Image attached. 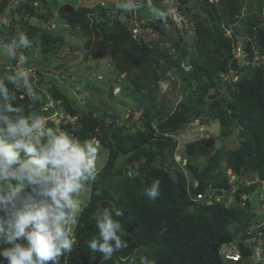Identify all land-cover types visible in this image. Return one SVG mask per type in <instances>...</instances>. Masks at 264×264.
<instances>
[{
    "label": "trees",
    "instance_id": "1",
    "mask_svg": "<svg viewBox=\"0 0 264 264\" xmlns=\"http://www.w3.org/2000/svg\"><path fill=\"white\" fill-rule=\"evenodd\" d=\"M173 2L182 14L192 19L190 28L195 34L185 40L188 45L194 43L191 44V59H186L188 54L181 46L184 40L173 42L175 40L170 33H162L159 25L156 32L161 41L165 38L175 44L180 54L178 61L170 60L167 54H158L156 49H161L158 42L133 41L129 27L117 20L111 21L104 11L99 15L102 23L95 25L92 33L94 37H100L101 44L95 49V40L89 42L86 58L89 55L100 57L110 51L117 68L116 74H126V80L134 86V93L142 92L151 82L158 85L160 73L154 67L164 76L167 70H181L179 63L185 61L192 71L182 74L181 70L178 78L186 96L176 107L159 108L146 94L148 97H144L136 109L137 122L129 126L136 115L131 111L124 125L119 126L117 121L120 116L116 113L101 114L85 107L79 109V99L75 94L72 99L69 98L67 92L70 89L60 81L51 82L45 91L44 84L39 82L42 87L32 97H28L22 88L17 90L8 84L10 92L17 97L15 106L22 107L25 115L29 112L48 115L43 106L50 100L61 101L69 114L81 117L82 129L76 137L84 140L102 134L100 139L108 151L107 163L92 183L89 199L79 215L75 229L79 243L72 253L61 258V264H101V254L88 248L85 241L99 239V230L92 217L97 208L104 210V202H107L108 209L123 213L121 217L114 218L120 220L126 233L122 239L128 244L126 249L114 253L112 259L104 264H144L145 260L148 264H224L220 255L222 246L246 234V227L255 221V216L250 215L247 208H227L224 203L209 206L196 201V198L209 185L218 188V195L231 196L232 185L229 184L230 175H227L230 169L240 176L258 174L264 178V57L258 65L254 62L257 49L264 56V18L261 15L264 0H257L256 3L252 0L249 3L245 0ZM110 25L117 29L111 27L109 30ZM230 28L233 33L228 37ZM25 34L30 41L33 40V33L26 31ZM239 37L246 40L242 50L247 53V61L243 67L235 57ZM133 42L136 44L125 48ZM163 49L162 52H165ZM44 50L43 47L40 52L44 53ZM19 52L27 57L25 64L32 68V63L28 61L32 52L25 48H20ZM48 52L45 51V60H51ZM126 55L133 60L126 59ZM45 60L43 62L47 63ZM14 63L17 64L16 59ZM134 68L140 72L132 76ZM230 69L238 79L233 82V87L224 92L220 90L223 85L216 76L223 71H232ZM4 70L6 73L2 71L0 75L10 74L8 69ZM28 70L34 76L36 73L43 75L50 72L51 67L39 65L38 69ZM29 76L34 89L38 81L33 82L34 76ZM111 88L114 89V86ZM198 118L204 120L205 125L218 121L224 137L232 134L239 125L241 131L239 146L235 150L223 149V156L221 151H216V147H205L206 139H197L185 146L184 155L190 159L186 169L190 171V178L199 182L196 187L187 179L184 169L174 161L177 142L172 136ZM109 120L112 123L110 126ZM133 127H137L136 131L130 132ZM97 129L100 132H96ZM168 157L172 161L168 162ZM223 159L227 161L225 170L220 165ZM130 166L139 172L129 175V172L133 173ZM173 169L178 174L177 182L169 175ZM155 180L161 182L160 192L156 199H152L148 190ZM245 190L238 189L236 199L240 200ZM98 191L99 195L96 194Z\"/></svg>",
    "mask_w": 264,
    "mask_h": 264
},
{
    "label": "clouds",
    "instance_id": "2",
    "mask_svg": "<svg viewBox=\"0 0 264 264\" xmlns=\"http://www.w3.org/2000/svg\"><path fill=\"white\" fill-rule=\"evenodd\" d=\"M135 23H138L137 20ZM138 26L140 27L139 23ZM164 31L168 32L165 28ZM145 41L150 44V41ZM30 43L28 36L21 31L13 37V42L3 49L4 55L17 60L18 68L10 75L0 76V264H61V258L72 253L74 246L79 243L75 229L79 215L87 202L83 205L78 197L89 187L91 193L92 183L96 181L97 174L107 160L97 171L98 149L101 147L98 140H101L102 134L99 138L84 140L76 137L77 132L82 129L81 117L69 114L61 101L50 100L45 103L43 109L49 112L48 115L33 112L25 115L22 107L15 106L17 97L14 92H10L9 83L17 90L22 88L28 97L34 95L30 70L19 67L26 63L27 57L17 53V49L26 48ZM179 64L180 68L182 66L183 69H191L184 61ZM237 79L238 76L236 81ZM74 94L77 97L76 93ZM181 100L177 98L178 103ZM62 109L69 115V120L76 119L74 125L67 122L66 126H70L69 129H65L66 126L61 129L55 125L53 116L59 114ZM198 120L200 121L199 118ZM212 123L219 124L216 120L212 121L211 125ZM111 124L110 122L108 126ZM202 125L201 132L204 134L201 139L207 141L214 137L216 143L213 147H216L218 137L210 133L212 126ZM219 126L221 129L220 124ZM96 132L100 131L97 129ZM184 153L182 156L186 155ZM184 161L185 157L175 163L190 174ZM220 165L222 169L226 168L223 163ZM129 169L132 172L136 170L133 166ZM128 174L132 175L131 172ZM227 175H231L232 179L239 177L231 169ZM256 179L264 180L254 175L248 181ZM192 182L193 180L190 183ZM160 183L159 180L151 183L148 195L152 199L159 196ZM237 187L246 188L241 196L243 202L244 193L252 192L253 195H249L251 199L246 202L258 200L262 209L257 185L248 186L245 183ZM96 194L99 195V191ZM197 199H200L198 195ZM220 201L221 198H218L216 203ZM236 208L241 209L238 206ZM251 209L252 206L248 210L249 214ZM122 215L119 210L101 211L99 208L93 213L92 218L99 230V239L86 240L85 244L93 252L101 254V264L112 259L114 253L128 247L127 242L122 239L126 234L124 228L120 220L114 218ZM252 216H255V220L264 219L259 213ZM222 257L224 262L225 258ZM238 261L251 262L247 257L241 256L232 264ZM144 264H148V261L145 260Z\"/></svg>",
    "mask_w": 264,
    "mask_h": 264
},
{
    "label": "rangeland",
    "instance_id": "3",
    "mask_svg": "<svg viewBox=\"0 0 264 264\" xmlns=\"http://www.w3.org/2000/svg\"><path fill=\"white\" fill-rule=\"evenodd\" d=\"M210 1L218 2V0ZM130 2L131 0H0V74L2 71L6 73L4 69H8L10 74L17 70L18 66L14 63L15 59H10L4 55L3 49L13 42V37H15L17 33L21 31L25 33L28 31L34 34L33 40H31L32 43L25 48L27 51L32 52L29 57L30 60H28L29 63H32V68L28 67L26 64H23L22 67L26 69H38L39 65L42 67H45V65L51 67V71L43 75L41 73H36L34 76V73H29L34 76L33 82L38 81V86L33 89L34 94L42 87L39 86V82H41L42 85L44 84L45 91L51 86V82L57 83V81H60L65 88L70 89V91L67 92L69 98L72 99L73 93H76L80 101V107L77 106L79 109L85 107L92 108L101 114L105 112L116 113L120 116L117 121V124L118 122L120 124H118L119 126L124 125V120L128 117V113L134 111L136 114L137 107L142 103L140 101L144 97H148L146 94L153 98V104L159 108L165 107L167 109L168 106H176V103H178L177 98L181 100L186 96V91H182L181 89L183 86L182 81L178 78L182 73V66L181 70L175 72L167 70L163 73L164 76L162 75V71L154 67V69L160 73L158 85L151 82L149 83L151 85L148 84L149 86L145 87L142 92H136V94L134 93V86L130 85L126 80V74L123 73L121 76L116 74L117 68L115 67L114 58L111 56L110 51H106L100 57L89 55L88 58H86V55L89 53L87 47L89 42L94 40L97 42L99 40L97 47L101 44L100 37L97 36L96 38L92 34L94 31L93 27L102 23V19L99 17L101 11L106 12L108 15L107 17H109L111 21L117 20L122 25L129 27L128 31H130L129 33L133 37H131L133 41L135 40L140 43H145V40L153 43L158 42L159 44L157 45L161 48L160 50L158 48L156 49L158 54H167L170 60L178 61L180 54L173 42L182 39L184 43H182L181 46L188 54L186 59H191L193 57L190 56V54L194 43L192 42V45L185 43V40H188V38H191L195 34L194 29L190 28L192 27V19L190 16L184 15L179 11L173 0H151V6L146 3L144 7L141 6L140 8H136L135 5ZM246 2L249 3L251 0H245V3ZM252 2L256 3L257 0H252ZM68 4H72L75 9L72 14L64 12ZM161 13H163V15H161ZM261 15L264 18V11ZM136 20L139 24H142V22L146 24V27H140L141 33L134 38L131 30L135 28L133 25ZM157 25H159V28L161 27L160 31L162 33L165 28L175 41L171 42L165 38L161 41V37L156 33L158 29ZM111 27L115 28L110 25L109 30L112 29ZM232 33L233 30L230 28V30L227 31L228 37L231 36ZM10 35L14 36L11 37ZM237 42L238 45L235 48V57L239 59L238 62L240 67H243L247 61V53L242 50L243 45L246 44V40L243 37H239ZM134 44L136 43L127 44L125 48H129V46L132 47ZM43 47L45 50L44 53H41L40 50L42 51ZM162 48H164L163 50L165 52H162ZM19 49H17V53L21 54ZM45 51L50 54L51 60H45ZM43 54L44 60L48 61L47 63H44V60H42ZM125 57L129 61L133 60L129 59L128 55ZM143 59L144 58H142V60ZM262 61L263 55L260 54L257 49L254 62L258 65ZM188 71L190 72L192 69H183L182 74L189 73ZM139 72L140 70L134 68L132 70V76ZM3 75L4 74L0 76ZM217 78L223 85V87L220 86V90L222 91L223 89L224 92H227L229 88L233 87V82L236 81L233 70L227 72L223 71L218 74V77L216 76V79ZM112 85L114 89L111 88ZM118 89L120 91H118ZM142 93L144 96H142ZM133 94L136 97H134ZM151 97L149 99H151ZM175 99L176 103L174 102ZM137 118L138 115L136 114L135 120L129 123L130 127L137 122ZM199 119L200 121L198 119L193 120V123L179 131L175 137L172 136V138L177 141L178 145L174 153V161L176 163L180 161V158L184 159V157V164L189 163L190 159L186 157V155L182 156L184 153V146L197 139H201V135L204 134L201 132V126H203L202 123L204 120L201 118ZM108 122H111V120ZM211 122L207 127L212 126L210 128V133H214L218 137L215 148L216 151H221L220 153L223 156V149L227 151L235 150L240 143L239 133L241 131V125H239L232 134L224 137L222 135V128L220 129L219 124L212 123L213 125H211ZM80 125L82 127L81 123ZM136 129L137 127H133V129H130V132H134ZM98 153L97 171L103 167L107 160L108 151L105 150L102 142L101 147L98 149ZM169 161H172L171 157H168V162ZM226 162V160L223 161L225 166ZM225 169L226 168H223V170ZM135 174H137V170L132 173V175ZM190 180L196 181L192 177ZM89 196L90 187L87 191L83 192L78 199L84 205L88 201ZM260 212H263L261 211V204L258 200H255L252 205L251 213H259L260 216H264V214ZM236 264L251 263L238 261Z\"/></svg>",
    "mask_w": 264,
    "mask_h": 264
},
{
    "label": "bare ground",
    "instance_id": "4",
    "mask_svg": "<svg viewBox=\"0 0 264 264\" xmlns=\"http://www.w3.org/2000/svg\"><path fill=\"white\" fill-rule=\"evenodd\" d=\"M205 119H206V117H204V120ZM202 124H204V123H202ZM100 135L101 134L95 135L94 138H99ZM98 141H99V146H100L102 140H98ZM184 174L187 178H190V175L188 173L184 172ZM254 175L260 176L258 174H253V175H246L243 177L248 180L250 177H252ZM231 179H232V176L230 175V177H229V184L230 185H231ZM192 183H194V186H196V187L199 186L198 181H193ZM235 184L237 186L241 187V176L240 175H239V178L237 179V181L235 182ZM215 189H217V190H215ZM238 189H239L238 187L236 189H234L232 187V195L226 198V196H224L223 194L218 195V193H216V192H218V188L210 187L207 190H205L203 193L202 192L198 193L197 195H201V196H203V198L201 197L200 199H197L196 201L205 203L206 205L210 206L212 204H215L216 201L218 200V198H221V201L219 203H224L225 207H227V208H234V207L238 206L242 210L246 209V208L249 209L253 205L254 202L253 201L243 202L242 198H240V200L236 199ZM244 194L245 195H253L252 192H245ZM263 206H264V203H263ZM261 211H263V212H260V213L264 214V207L261 209ZM263 223H264V219H257L255 221H253L248 227H246V229H245V230H247L246 234H242L241 236L238 237V240L232 241V242H234L235 245H237L239 247V250L241 252V256H243L242 245L245 249H248L250 251V256H248L247 258L250 259L251 264H264V244H261V243L255 244L254 243V245H251V246L247 245L248 240L251 238H256L257 240H259L261 237L262 238L264 237V224ZM260 224H263V227L261 228L262 229V235H259L258 232L254 233V234H248V232L251 229H255ZM256 247L260 249V255H261V259H262V261L258 262V263L253 259V256L256 255V252H255Z\"/></svg>",
    "mask_w": 264,
    "mask_h": 264
},
{
    "label": "built area",
    "instance_id": "5",
    "mask_svg": "<svg viewBox=\"0 0 264 264\" xmlns=\"http://www.w3.org/2000/svg\"><path fill=\"white\" fill-rule=\"evenodd\" d=\"M151 0H144L143 2H141L140 0H131V4H134L136 8H140L143 3L146 4H150ZM135 28L132 29V34L134 36V38H136L140 33H141V29H139L140 27L138 26V23H135L133 25ZM68 114L65 112V109H62L59 114L56 113V115H54L53 117H55V125L60 127L62 129L63 126H66L67 125V122L70 123L71 125H74L75 124V120L76 119H68ZM52 117V118H53ZM73 134V133H71ZM239 178V177H238ZM238 178H233L231 179V185L234 189L237 188V185L235 184V182L237 181ZM247 184L248 186L249 185H257L258 188H259V198H260V202H262V208L264 207L263 206V203H264V180H261V179H257V180H254V181H248L247 179H245L243 176H241V184ZM199 198H203V196L201 195H198ZM243 199L246 201L250 200L251 197L249 195H244L243 196ZM260 219V218H258ZM264 224V223H263ZM263 224H260L258 225L255 229H251L248 234H254L256 232H258L259 235H262V227H263ZM255 244H264V237L260 238L259 240H257L256 238H251L248 240L247 242V245L248 246H251V245H254ZM256 255L253 256V259L258 263V262H261L262 259H261V255H260V249L256 247ZM221 254L222 256H224V264H232V262H236L238 259L241 258V252L239 250V247L237 245H235L234 243L233 244H224L223 245V248H222V251H221Z\"/></svg>",
    "mask_w": 264,
    "mask_h": 264
},
{
    "label": "water",
    "instance_id": "6",
    "mask_svg": "<svg viewBox=\"0 0 264 264\" xmlns=\"http://www.w3.org/2000/svg\"><path fill=\"white\" fill-rule=\"evenodd\" d=\"M74 11H75V9H74V7H73L72 4H68V5H66V7H65V12H66L67 14H72ZM140 27H141V28H145V27H146V24L142 23V24H140ZM98 42H99V40L95 43V49H97ZM215 143H216V139H215L214 137H212V138H210V139H208V140L206 141V144H205V145H206L207 148H212V147L215 145ZM169 175H170L171 178L174 179V181L177 182V180H178V174H177L176 171H170V172H169ZM215 190H217V189H215ZM80 209H81V207H80ZM103 209H104V210H105V209H108V205H107L106 202L103 203ZM242 249H243V251H242L243 257H248V256H250V251H249L248 249H245V248L243 247V245H242Z\"/></svg>",
    "mask_w": 264,
    "mask_h": 264
}]
</instances>
